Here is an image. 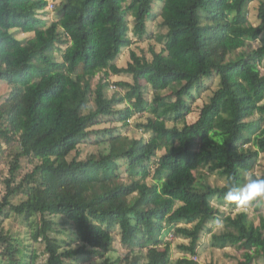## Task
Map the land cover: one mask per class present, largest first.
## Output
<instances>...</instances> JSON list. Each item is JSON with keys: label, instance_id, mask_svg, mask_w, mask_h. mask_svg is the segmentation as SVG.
I'll list each match as a JSON object with an SVG mask.
<instances>
[{"label": "trees", "instance_id": "trees-1", "mask_svg": "<svg viewBox=\"0 0 264 264\" xmlns=\"http://www.w3.org/2000/svg\"><path fill=\"white\" fill-rule=\"evenodd\" d=\"M157 1L163 50H152V60L132 52L127 67L117 66L131 33L147 34ZM251 1L62 0L53 9L60 19L44 27L49 0H0V82L10 88L0 106V154L13 157L0 217L24 219L44 245L45 264H200L193 257L220 214L211 199L242 186L264 154V43L254 47L264 38V0L257 25ZM110 75L133 77L116 84L128 88L124 96H108ZM213 77L218 88L189 124L188 99ZM147 111L154 116L138 127L152 137L132 149L120 129ZM170 114L183 126H168ZM93 135L107 151L82 158L80 146ZM24 160L33 169L21 176ZM213 174L226 184L210 185ZM242 217H226L212 246L245 250L242 264H254L264 257V216L257 229ZM1 223L0 264H35L36 250L25 253ZM167 235L187 241L178 246L185 256L172 259ZM117 237L123 256L113 255Z\"/></svg>", "mask_w": 264, "mask_h": 264}, {"label": "rangeland", "instance_id": "rangeland-1", "mask_svg": "<svg viewBox=\"0 0 264 264\" xmlns=\"http://www.w3.org/2000/svg\"><path fill=\"white\" fill-rule=\"evenodd\" d=\"M62 0H49V3H55L58 5ZM262 0H252L248 5L249 12V21L251 24H258V7ZM49 4V5H50ZM162 3L157 1L154 5V16L151 17L147 22V34L142 38H136L131 33V37L134 40L133 45L130 48H125L122 50L119 58L116 60L115 64L119 67H127L129 62L131 61L132 52H135L139 56L146 57L148 60H152L153 53L152 50L156 52H161L164 47V37L167 33L166 28L163 26V19L159 15L161 11ZM48 13L46 15V24L44 27L48 26L50 23L54 21H58L61 15V10L57 11L51 10L48 7ZM131 22V28L133 26V19L131 16L128 17ZM61 33V32H60ZM35 34H21L20 38H32ZM264 43V38L261 37L257 41L254 42V47H258ZM63 51H58L57 57L60 59ZM262 72L264 73V66H262ZM104 71H100L96 78L92 81V87L95 89L100 79L104 78ZM109 87L106 89L108 96L120 95L124 96L128 92L127 87H120L116 85L117 83L127 82L133 83V77L131 75H110L108 77ZM206 86L201 88V90H194V98L188 99L189 104L193 108L194 112L187 117V122L189 124L194 123L199 118V109L207 103L212 96L213 92L218 88V79L213 77L211 79L206 80ZM148 91H146L145 97L148 101H152L153 99V90L148 87ZM171 90L164 92V95H171ZM10 93V88L6 82H0V106L6 101L8 95ZM91 106L94 108L95 103H91ZM119 108H125L126 104L119 105ZM154 116L152 112L147 111L145 113H140L135 115L132 119L129 120V125L127 127H122L120 129L121 135L128 136L129 145L132 149L140 147L147 140L152 137V133L149 131H145L138 127V124H143L148 121L150 117ZM177 116L175 114H170L167 117L168 126L178 125L182 127L183 124H179L176 120ZM178 122V123H177ZM112 124H104L100 128H109ZM119 127L120 124L115 123V125ZM99 138H96L95 135L91 136L90 139L82 143L80 146L82 151V158L90 154H98L99 152L107 151L108 146L97 144ZM4 150L8 151L7 146L4 144ZM13 157H10V153H1L0 154V201H2L3 197L7 193V186L5 180L10 175V162ZM119 165L122 167L121 171L124 177H127L128 171L126 169V164L124 161L120 160ZM22 171L21 176H24L27 172L33 169V166L27 161H22ZM256 174L258 176H262L264 174V154H261L258 162L256 163L254 169L250 170L246 173V176ZM212 186H223L226 184V179L221 177L218 174H213L207 181ZM211 204L220 210L219 218L216 221H212L209 223L210 231L203 234L202 239L200 241V245L198 248V262L200 264H242L245 261L244 252L245 250L238 249L237 247H228L226 249H216L212 246V234L213 233H221L227 229V224L225 222V218L228 216H232L234 219L247 218L245 220L248 226L253 227V229H257L260 227V222L262 216H264V201L259 203H254L251 207H241L235 206L231 202H226L224 199H219L217 197H213L211 199ZM1 225L12 235L21 239L23 241V248L25 253H29L33 249L36 250L37 259L35 264H45L47 260V255L44 251V245L41 243H35L30 235H28V227L24 222V219L18 216L11 217L10 219H3L0 217ZM60 228H63L60 226ZM67 228V227H66ZM69 234L68 228L66 231ZM118 234V233H117ZM171 233H169L170 235ZM167 235L165 241L171 242V256L173 260H177L186 254H183L178 246L182 244L184 241L182 239H176L173 236ZM116 252L113 254L114 256L125 255L126 249L120 243V237H117V242L115 245ZM189 256V255H188ZM73 264H91L86 261V259H80V261ZM254 264H264V257H259Z\"/></svg>", "mask_w": 264, "mask_h": 264}, {"label": "clouds", "instance_id": "clouds-1", "mask_svg": "<svg viewBox=\"0 0 264 264\" xmlns=\"http://www.w3.org/2000/svg\"><path fill=\"white\" fill-rule=\"evenodd\" d=\"M224 200L241 207H251L254 203L264 201V177L246 176L242 186H233L228 189Z\"/></svg>", "mask_w": 264, "mask_h": 264}, {"label": "built area", "instance_id": "built-area-1", "mask_svg": "<svg viewBox=\"0 0 264 264\" xmlns=\"http://www.w3.org/2000/svg\"><path fill=\"white\" fill-rule=\"evenodd\" d=\"M49 7L51 8V10H53V9L55 8V3H54V2L51 3V4L49 5ZM193 259H194L195 261H198L197 256L193 257Z\"/></svg>", "mask_w": 264, "mask_h": 264}]
</instances>
